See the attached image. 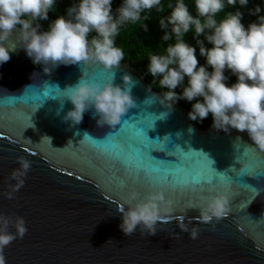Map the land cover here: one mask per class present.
I'll use <instances>...</instances> for the list:
<instances>
[{
	"label": "water",
	"instance_id": "water-1",
	"mask_svg": "<svg viewBox=\"0 0 264 264\" xmlns=\"http://www.w3.org/2000/svg\"><path fill=\"white\" fill-rule=\"evenodd\" d=\"M16 40L13 35L6 46H22ZM83 73H94L98 82L111 79V73L84 65L44 73L23 49L0 65V214L23 217L28 229L3 249L5 264H264V151L247 133L202 130L178 104L169 110L145 103L160 93L149 91L143 75L122 62L115 83L132 78L137 107L118 126H98L92 110L72 125L63 117L73 105L66 98L62 105L60 91ZM136 124L151 146L146 156L164 165L166 179L106 147L122 128L131 136ZM202 156L212 169H204L208 177L201 174V183L184 185L171 174H199ZM20 157L32 167L14 179ZM133 190L142 196L160 191L173 202L175 213L161 214L155 235L138 228L126 236L120 229L118 209ZM219 194L228 198V213L203 223L199 209ZM180 217L189 232L198 228L195 239L179 229Z\"/></svg>",
	"mask_w": 264,
	"mask_h": 264
},
{
	"label": "clouds",
	"instance_id": "clouds-1",
	"mask_svg": "<svg viewBox=\"0 0 264 264\" xmlns=\"http://www.w3.org/2000/svg\"><path fill=\"white\" fill-rule=\"evenodd\" d=\"M113 3L75 0L65 14L50 20L57 0H0V65L10 60V53L23 49L34 64L43 66L44 73L60 65L99 67L111 73L105 82L96 81L94 73L87 78L83 73L74 86L58 90L63 94L62 105L65 98L73 105L63 117L65 121L79 125L84 114L92 110L99 117L98 126H118L137 103L129 75L122 77V84L115 83V70L125 58L116 39L128 25L139 24L147 32L152 13L163 14L167 9L168 13L158 19L163 33L161 50L149 52L147 64V72L153 83H158L161 94L145 103L159 102L171 110L180 100L187 101L191 104L190 120L202 122L211 117L213 129L246 132L253 145L264 151V8L256 5L249 9L248 15L256 19L245 26V13L240 9L246 8L249 0H191V4L187 0H121L115 10ZM43 21H50L46 30H42ZM189 33L194 44L186 40ZM13 35L22 46H6ZM231 77L235 82L229 83ZM17 162L14 179L25 177L32 167L23 157ZM228 205L223 194L211 197L199 209L201 221L219 220L228 213ZM118 211L122 213L120 229L124 235L140 228L151 236L156 234L161 214H174L175 208L163 192L142 196L133 190L127 193L125 207ZM179 219V229L189 232L184 217ZM27 230L23 217L0 214V264H5L3 249L23 238ZM189 235L195 239L198 228L192 226Z\"/></svg>",
	"mask_w": 264,
	"mask_h": 264
},
{
	"label": "trees",
	"instance_id": "trees-1",
	"mask_svg": "<svg viewBox=\"0 0 264 264\" xmlns=\"http://www.w3.org/2000/svg\"><path fill=\"white\" fill-rule=\"evenodd\" d=\"M75 0H57L56 11L55 13H50V20L54 19L57 15L65 14L66 9L71 6ZM167 2V0H166ZM191 4V0H187ZM121 0H114L113 3V10L119 7ZM256 5H260L264 8V0H249V3L246 8L240 9L242 12L245 13V17L243 23L247 26L248 23L254 21L256 19L255 16L248 15L249 9H254ZM237 7L239 5L237 4ZM169 10L166 9L165 13L157 14L155 12L152 13V16L147 21L148 24V31L145 32L140 27L139 24L137 25H128L124 27L120 35L116 39V44L118 47H121L124 50L125 58L122 63H127L133 68L137 69L144 77L146 82L151 86L153 90L161 94V90L158 87V83H153V78L147 72V64H148V53L149 52H158L161 49L159 45L161 44L160 37L163 35L162 31L159 29L158 19L162 15H166ZM194 11V9H193ZM222 15V14H221ZM50 21H43L42 23V30H46L48 23ZM191 33H189L186 37V40L190 43H195L191 39ZM210 47V45H208ZM200 62L204 63L203 58H200ZM235 82V77H231L229 83ZM177 91L179 92L180 89L178 88ZM188 111H191V104L187 101L180 100L176 103ZM197 126L202 129H213L211 127L212 120L211 117L202 121V122H195Z\"/></svg>",
	"mask_w": 264,
	"mask_h": 264
},
{
	"label": "snow or ice",
	"instance_id": "snow-or-ice-1",
	"mask_svg": "<svg viewBox=\"0 0 264 264\" xmlns=\"http://www.w3.org/2000/svg\"><path fill=\"white\" fill-rule=\"evenodd\" d=\"M128 123V120H124L123 124ZM151 128V127H148ZM147 137L143 128L136 124V127L132 129V135L130 136L127 133L126 128L121 129V134L117 137L116 140H112L110 144H107L106 147L112 149L116 152H119L120 156L124 159L135 161V167L137 169L143 168L149 173H158L160 178H165L170 174L169 171L162 164H157L155 161L150 160L146 153L150 151V144L144 139ZM117 140L119 142H117ZM147 140H149L147 138ZM137 141H143L142 143H137ZM201 161L199 174L192 173L190 177L181 176L179 171L171 173L172 175L180 177L181 183L187 185L190 182L199 184L202 182L201 174L204 179H207L208 176L203 174L204 169H212L209 159L206 156L198 158ZM246 171L250 170L245 169ZM159 182V180L157 181Z\"/></svg>",
	"mask_w": 264,
	"mask_h": 264
}]
</instances>
